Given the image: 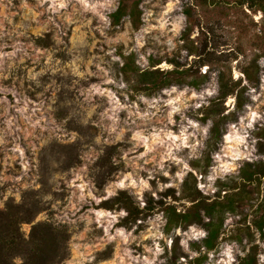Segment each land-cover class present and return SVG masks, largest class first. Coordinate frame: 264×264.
<instances>
[{"label": "rangeland", "instance_id": "374dc122", "mask_svg": "<svg viewBox=\"0 0 264 264\" xmlns=\"http://www.w3.org/2000/svg\"><path fill=\"white\" fill-rule=\"evenodd\" d=\"M120 3L0 0V210L29 215L19 224L27 240L42 222L65 231L56 264H198L205 254L201 264H236L253 244L264 264L254 225L264 176L241 178L247 162H264V10L253 0H141L135 27L130 15L114 22ZM254 62L258 82L245 74L256 75ZM137 67L186 82L148 94ZM237 80L248 87L243 109L234 93L208 116L221 84ZM231 111L211 146L215 119ZM121 191L135 220L115 201ZM221 202L233 211L216 249L192 244L207 236L204 223L167 231L168 207L201 203L208 221Z\"/></svg>", "mask_w": 264, "mask_h": 264}, {"label": "trees", "instance_id": "16d2710c", "mask_svg": "<svg viewBox=\"0 0 264 264\" xmlns=\"http://www.w3.org/2000/svg\"><path fill=\"white\" fill-rule=\"evenodd\" d=\"M141 0H121V3L116 11H114L111 16L115 23H118L123 15H130L133 25L139 27L141 23V9H140ZM264 0H253L252 6L259 5L262 10H264ZM187 13L190 11L187 10ZM126 57H134V54L128 55ZM255 63V62H254ZM123 66L125 71H128L129 63H125ZM256 75H252L249 71V68L245 70L247 79L250 81L258 82L259 78L257 73L259 71V65L255 63ZM138 74L139 78V87L137 90H142L148 94L153 93L157 89L168 86L171 84H179L186 82L185 79L172 78L168 75L172 74L173 71H169L166 77L160 78L156 74L157 71L152 70H143L141 71L138 67L134 69ZM221 75V81H223ZM206 77V76H204ZM194 86H198L200 83L195 81H188ZM248 87L242 85L240 80L233 81V86L228 87L224 82L221 84L220 95L213 99L211 104L206 108L209 110L208 116H216L218 114V106L223 105L225 99L230 94H236V110H242L246 102L249 100L248 95L246 94ZM236 111H231L228 114L215 119V123L211 129V137L209 139V144L211 146H216L217 142L221 139L222 128L225 126L228 118H236ZM206 119V118H204ZM259 134L264 137V127L261 128ZM208 162H211L212 157L208 153L206 155ZM195 162H198L195 161ZM264 176V162H247L246 165L241 170V178L247 181H253ZM115 201L122 202L126 205L129 210V214L126 217V220L133 219L135 220L138 214L135 212L137 207L134 205L133 200L126 191H121L119 195L115 198ZM107 206H110V201L105 202ZM264 206V205H263ZM21 207V206H20ZM167 211L168 221L166 224L167 231H171L174 228L185 226L191 222H200L204 223L207 227L208 234L200 242H193L194 246L197 248L204 247L207 252L213 249H216L219 246V237L220 230L224 223L226 211H233L231 206L225 208V205L221 203H212L210 206V211L207 210V216L210 218L208 221H204L201 215V203L193 205L194 210H189L185 212H177V210L170 206ZM29 212V211H28ZM30 214V213H28ZM29 218V215H25L19 212H3L0 210V264H14L13 256H20L22 259L21 264H56L65 257L66 247L65 239H67V234L65 231L56 230V227H52L51 224L46 222L35 224L32 228L31 235L29 240L25 239L21 228L20 223L23 220ZM254 225L261 233V237H264V207L262 214L254 220ZM30 244V245H28ZM258 254H259V245L253 244L249 251L244 256H240L236 264H259L258 263ZM208 258V255H202L195 258V261L198 264H201L205 259Z\"/></svg>", "mask_w": 264, "mask_h": 264}, {"label": "water", "instance_id": "95a60500", "mask_svg": "<svg viewBox=\"0 0 264 264\" xmlns=\"http://www.w3.org/2000/svg\"><path fill=\"white\" fill-rule=\"evenodd\" d=\"M230 137H231V135H230ZM223 141H225V137H224V140Z\"/></svg>", "mask_w": 264, "mask_h": 264}]
</instances>
